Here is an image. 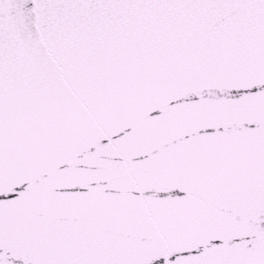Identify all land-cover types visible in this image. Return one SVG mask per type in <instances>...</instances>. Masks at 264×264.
I'll list each match as a JSON object with an SVG mask.
<instances>
[{"label": "snow or ice", "instance_id": "1", "mask_svg": "<svg viewBox=\"0 0 264 264\" xmlns=\"http://www.w3.org/2000/svg\"><path fill=\"white\" fill-rule=\"evenodd\" d=\"M0 264H264V0H0Z\"/></svg>", "mask_w": 264, "mask_h": 264}]
</instances>
